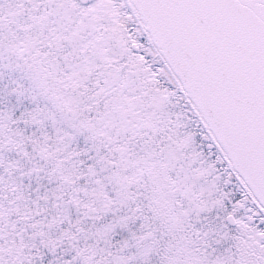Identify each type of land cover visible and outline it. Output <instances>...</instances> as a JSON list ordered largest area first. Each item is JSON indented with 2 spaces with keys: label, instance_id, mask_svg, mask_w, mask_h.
Masks as SVG:
<instances>
[{
  "label": "snow or ice",
  "instance_id": "6c2138e0",
  "mask_svg": "<svg viewBox=\"0 0 264 264\" xmlns=\"http://www.w3.org/2000/svg\"><path fill=\"white\" fill-rule=\"evenodd\" d=\"M0 264H264V0H0Z\"/></svg>",
  "mask_w": 264,
  "mask_h": 264
}]
</instances>
